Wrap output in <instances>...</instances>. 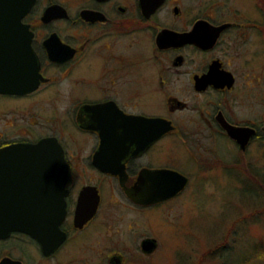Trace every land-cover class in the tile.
I'll return each instance as SVG.
<instances>
[{"label":"flooded vegetation","instance_id":"1","mask_svg":"<svg viewBox=\"0 0 264 264\" xmlns=\"http://www.w3.org/2000/svg\"><path fill=\"white\" fill-rule=\"evenodd\" d=\"M46 138L65 237L12 232L0 264L146 261L184 227L192 175L264 154V0H0V149ZM169 171L189 180L161 200Z\"/></svg>","mask_w":264,"mask_h":264},{"label":"rangeland","instance_id":"2","mask_svg":"<svg viewBox=\"0 0 264 264\" xmlns=\"http://www.w3.org/2000/svg\"><path fill=\"white\" fill-rule=\"evenodd\" d=\"M222 157L224 167L234 162L226 152ZM253 157L264 172V154L258 146ZM260 176L232 170L192 175L179 204L184 208L179 225L184 227L176 226L163 236L160 250L146 261L137 262L134 257L139 256L127 255V264H237V255L249 254L254 243L264 242V209H260L264 195L255 189L248 192L246 187L249 178L255 183ZM263 263L264 257L252 264Z\"/></svg>","mask_w":264,"mask_h":264},{"label":"water","instance_id":"3","mask_svg":"<svg viewBox=\"0 0 264 264\" xmlns=\"http://www.w3.org/2000/svg\"><path fill=\"white\" fill-rule=\"evenodd\" d=\"M0 167L5 168L0 171V238L12 232H24L42 243L59 244L65 237L60 224L67 206L60 194L58 197L52 195L60 192L52 189V184L60 183L66 176V171H60L66 167L61 145L46 138L38 143L3 147L0 149ZM167 177L168 185L159 190L161 200L182 191L189 180L177 171H169ZM133 198L141 201L139 196ZM148 247V251H154L156 243Z\"/></svg>","mask_w":264,"mask_h":264},{"label":"trees","instance_id":"4","mask_svg":"<svg viewBox=\"0 0 264 264\" xmlns=\"http://www.w3.org/2000/svg\"><path fill=\"white\" fill-rule=\"evenodd\" d=\"M254 166H255L254 172L250 175H253V176L261 175L260 182L256 179L258 182L256 181L255 183H250L249 182L250 178H249L248 181H246V187L247 189H249L248 192H250L252 189H255L259 195H264V172H262L261 171L262 169H259L258 166H256V164ZM256 192L255 194H257ZM260 209H264V205ZM263 257H264V242L257 241L256 243H254L249 254H244V255H239V256L237 255L236 259H237V264H252L253 262L257 260L260 261ZM225 264H228V263L225 262Z\"/></svg>","mask_w":264,"mask_h":264}]
</instances>
